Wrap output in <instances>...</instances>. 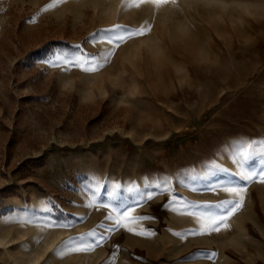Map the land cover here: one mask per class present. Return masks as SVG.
Listing matches in <instances>:
<instances>
[{
	"label": "rangeland",
	"instance_id": "374dc122",
	"mask_svg": "<svg viewBox=\"0 0 264 264\" xmlns=\"http://www.w3.org/2000/svg\"><path fill=\"white\" fill-rule=\"evenodd\" d=\"M253 141L264 0H0V264H264V183L238 175L264 167ZM230 181L242 207L202 231ZM123 205L149 218L116 225ZM69 238L90 250L57 252Z\"/></svg>",
	"mask_w": 264,
	"mask_h": 264
},
{
	"label": "snow or ice",
	"instance_id": "6c2138e0",
	"mask_svg": "<svg viewBox=\"0 0 264 264\" xmlns=\"http://www.w3.org/2000/svg\"><path fill=\"white\" fill-rule=\"evenodd\" d=\"M57 3L62 2V0H56ZM151 3L156 5L157 7L161 6L164 3L170 2V0H150ZM54 4L47 5V8L54 7ZM127 6V5H125ZM136 6H139L137 4ZM47 10V9H45ZM112 28L119 30L116 34H114L115 41L123 42L126 39H130L133 36H139L144 35L147 32L151 31L150 25H144L139 28H130L126 25H120L115 24L112 26ZM96 35L94 34L93 38H96ZM113 40L110 39L109 43H112ZM119 44L117 43V47ZM110 53L109 55H111ZM46 63L52 65V66H60V65H71L76 67L83 68L84 71H96L100 65L96 63V61H93L95 64V67L92 66H85V62L80 59L79 56H75V54L70 55H62V54H55L53 59H49L45 61ZM105 62L107 60L105 59ZM240 155H242L245 160L251 161V160H257V162L261 165H264V141H253L252 144L240 145ZM248 149H251V152L248 151ZM209 176H214L215 173L210 169L208 172ZM242 180L245 181H251L254 179V177H259L260 182L264 183V167L259 168L258 170H249L246 174L239 173ZM223 190L225 192H228L232 195V199H225L220 201L218 204L214 205L212 208H210L205 214H202L201 216V229L204 232H219L222 229H226L230 227L228 221L229 218L237 211L239 208L242 207L243 201H244V189L239 186V182H229V185L223 186ZM121 214L118 219H116V225H120L126 218L131 217L133 220H144L148 219V216H139L134 217L131 214V205H123ZM109 220L112 219V216L109 215ZM129 231H136L134 228H128ZM141 235L143 234H151V233H139ZM93 236H95V233H92ZM77 242L69 238V240L62 242V246L57 248L56 251L59 253H63L64 249L71 248L73 251H88L90 250L91 246H88L86 248H80L75 247V244ZM214 255V253H213Z\"/></svg>",
	"mask_w": 264,
	"mask_h": 264
}]
</instances>
